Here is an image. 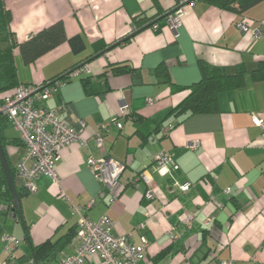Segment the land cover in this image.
Wrapping results in <instances>:
<instances>
[{
  "label": "crops",
  "instance_id": "1",
  "mask_svg": "<svg viewBox=\"0 0 264 264\" xmlns=\"http://www.w3.org/2000/svg\"><path fill=\"white\" fill-rule=\"evenodd\" d=\"M174 5L175 0H2L17 43L57 21L65 30V41L30 64L15 48L19 83L45 85L83 65L89 73L66 78L43 103L62 108L59 118L80 131L87 148L60 150L58 185L40 176L37 191L19 199L18 218L0 212V262L43 264L54 257L47 264H55L71 254L78 219L72 204L91 221L107 215L113 233L131 234L135 244L144 236L147 246L138 264H264V127L253 121L264 120V82L251 78L264 62V0L243 12L195 0L193 7L185 6L175 31L162 21L156 30L132 33L134 18L154 17ZM240 22L249 25L245 33L237 27ZM199 61L227 72L242 66L244 84L220 92L215 112L176 117L171 111L200 80ZM118 66L128 72L115 73ZM159 67L169 83L159 76ZM109 120H119L122 128L105 133L99 151L93 137ZM5 134L17 137L9 124ZM190 143L197 148L190 149ZM161 151L174 158L167 174L154 162ZM10 154L16 166L20 152L10 148ZM89 155H107L124 166L118 184L102 196V185L86 165ZM141 172L155 184L151 199L144 196L145 185L135 182ZM184 183L186 191L179 188ZM188 215H193L191 229L184 223ZM5 234L18 241L10 255L2 249ZM83 264L105 263L89 255Z\"/></svg>",
  "mask_w": 264,
  "mask_h": 264
},
{
  "label": "built area",
  "instance_id": "2",
  "mask_svg": "<svg viewBox=\"0 0 264 264\" xmlns=\"http://www.w3.org/2000/svg\"><path fill=\"white\" fill-rule=\"evenodd\" d=\"M185 5L193 7L192 0L181 2L176 10L166 16L164 22L171 30H176L180 25L181 17L185 14ZM243 33L249 30L246 22L237 24ZM153 29L158 25L154 24ZM255 36H259V31H253ZM89 69L83 65L75 68L69 74V78L88 74ZM63 83L60 80L48 82L45 85L19 84L11 96H7L0 102V116L9 122L11 129L16 133L24 147V153L17 162V175L21 186L27 194H34L37 191L36 181L40 176L50 178L55 185L59 179L56 173V163L60 159V150L77 145L87 148L86 139L80 136V131H76L71 126L64 123L59 118L61 107L48 109L43 107V103L54 94ZM153 100L146 99L147 104ZM126 105L121 107L125 110ZM255 125L264 127V120L253 119ZM84 127L83 124H81ZM112 127L120 130L122 123L119 120H109L101 124L98 132L94 134V146L101 151L104 145V134ZM188 147L192 150L197 148L196 143H190ZM159 171L163 169L168 173V169L175 166L173 155L170 152L161 151L154 157ZM86 165L93 178L102 185L100 196L106 191H111L119 182L124 166L107 155L94 157L89 155ZM141 181L145 187L144 196L148 199L153 197L154 182L145 172L138 174L135 182ZM188 183L180 185L182 191H186ZM225 194L229 193V188ZM60 197L68 201L62 191ZM115 198L111 197L110 202ZM94 202L87 204L90 208ZM73 213L77 215V231L75 235L76 244L73 252L62 257L57 264H83L86 257L96 255L105 264H138L147 246L144 236L140 237V243L135 244L131 234L118 236L113 233V223L107 215H102L99 220L91 221L81 213L80 207L71 204ZM7 207L0 205V212H5ZM11 213V212H10ZM193 215L185 217L184 223L187 229H191ZM208 224V222H206ZM140 226L139 228H142ZM176 235L169 233L171 241L176 240ZM4 243L3 252L10 255L12 246H16L18 241L11 235L5 234L1 240ZM9 259H13L10 256ZM0 264H9L7 260ZM221 264H234L233 262H221Z\"/></svg>",
  "mask_w": 264,
  "mask_h": 264
},
{
  "label": "trees",
  "instance_id": "3",
  "mask_svg": "<svg viewBox=\"0 0 264 264\" xmlns=\"http://www.w3.org/2000/svg\"><path fill=\"white\" fill-rule=\"evenodd\" d=\"M185 0H175V5L165 11L157 10L154 17L138 16L132 20V33L142 28H151L154 24H159L165 20L166 16L172 14L178 8L181 2ZM195 4V0H192ZM211 6L218 7L223 10L243 12L252 5L261 0H201ZM156 4V3H155ZM158 6V5H157ZM187 6V5H185ZM159 7V6H158ZM10 13L2 9V0H0V102L7 96H11L16 87L21 84L17 79V72L14 62L13 51L18 48L21 60L24 64H30L37 58L51 51L63 41H65V30L60 21L54 22L47 27H44L36 34L31 36L26 41L17 43L12 34L9 33L8 24L10 21ZM4 45V47H3ZM2 46V47H1ZM201 73L200 80L192 84L189 89L188 96L171 111V114L176 117L186 118L192 115H200L212 113L217 110V95L220 92L238 89L244 84L246 70L242 66H237L232 72H227L223 68L205 63L198 62ZM74 70V69H73ZM70 70L63 77H57L62 83L66 81L71 73ZM115 73L128 72L125 66L113 68ZM157 72L160 77L169 83V76L163 67H159ZM85 75V74H84ZM83 76V75H81ZM80 76V77H81ZM83 78V77H81ZM251 78L255 81L264 82V62H259L256 68L251 72ZM55 80V79H54ZM52 80V81H54ZM84 87L87 86V78L82 79ZM9 122L3 116H0V141L5 152L9 171L16 186L19 199L27 194L22 186L17 185V164L13 165L11 160L10 148L17 149L20 152V157L24 153V147L18 137H8L5 131ZM10 125V124H9ZM11 127V126H10ZM22 148V151L19 150ZM19 157V158H20ZM19 160V159H18ZM0 205H5L7 210L5 213L11 217L18 218L17 212L12 204V196L8 189L4 172L0 165ZM12 211V214L10 213ZM74 236L76 230L73 231ZM54 257L51 258L53 260ZM51 260L44 258L43 264H47ZM58 261L55 263L57 264Z\"/></svg>",
  "mask_w": 264,
  "mask_h": 264
},
{
  "label": "water",
  "instance_id": "4",
  "mask_svg": "<svg viewBox=\"0 0 264 264\" xmlns=\"http://www.w3.org/2000/svg\"><path fill=\"white\" fill-rule=\"evenodd\" d=\"M128 38H125V39L121 40L119 43L124 42ZM0 165H1V168H2V170L4 172L6 183H7L8 189H9V191L11 193V196H12V204L14 206V209L16 210V212L18 214H21L20 200H19V197L17 195L16 186L14 184V181H13V179L11 177V174H10V171H9L7 159H6L3 147L1 145V141H0Z\"/></svg>",
  "mask_w": 264,
  "mask_h": 264
},
{
  "label": "rangeland",
  "instance_id": "5",
  "mask_svg": "<svg viewBox=\"0 0 264 264\" xmlns=\"http://www.w3.org/2000/svg\"><path fill=\"white\" fill-rule=\"evenodd\" d=\"M14 207V206H13ZM15 210V209H14ZM16 211V210H15ZM11 214H12V211H11Z\"/></svg>",
  "mask_w": 264,
  "mask_h": 264
}]
</instances>
